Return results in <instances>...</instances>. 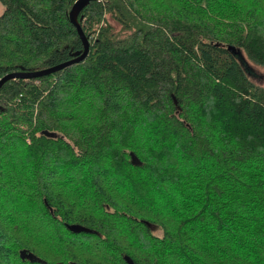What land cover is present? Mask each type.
<instances>
[{
    "label": "trees",
    "instance_id": "trees-1",
    "mask_svg": "<svg viewBox=\"0 0 264 264\" xmlns=\"http://www.w3.org/2000/svg\"><path fill=\"white\" fill-rule=\"evenodd\" d=\"M74 1L0 0V78L82 49ZM78 19L83 60L0 88V264H264V85L228 48L264 66V0Z\"/></svg>",
    "mask_w": 264,
    "mask_h": 264
},
{
    "label": "water",
    "instance_id": "water-1",
    "mask_svg": "<svg viewBox=\"0 0 264 264\" xmlns=\"http://www.w3.org/2000/svg\"><path fill=\"white\" fill-rule=\"evenodd\" d=\"M91 1H94V0H75L68 12L69 21L76 28L78 36L82 42V49L80 51H75L73 53V57L70 60H67L63 63L57 64L55 66H51V67H48L42 70H38L34 72H26V71L21 70L19 72L7 73L3 77L0 78V88L8 80L16 79V78L29 79V78L49 75L57 70L68 67L74 63H77L83 60L89 51V40L87 36L85 35L81 27V24L79 23L78 16H79V13L82 11V9H84ZM228 48L231 49L232 52L238 57V54L240 53L239 49L235 50L232 47H228ZM44 134L50 137L55 136L54 133H50L48 131H44ZM130 158H131L132 163L138 164L139 162L138 158L136 157L134 153L132 152L130 153ZM144 223L148 225L149 227H151L149 222L144 221ZM66 227L72 232H81V231L91 232L90 229L84 226L78 225V224H66ZM20 255L22 258H26L30 262L42 263V261L39 258H37L35 255H33L32 253H26L24 250L21 251ZM123 258L128 264H134L133 261L130 259V257H128L127 255H124Z\"/></svg>",
    "mask_w": 264,
    "mask_h": 264
},
{
    "label": "rangeland",
    "instance_id": "rangeland-1",
    "mask_svg": "<svg viewBox=\"0 0 264 264\" xmlns=\"http://www.w3.org/2000/svg\"><path fill=\"white\" fill-rule=\"evenodd\" d=\"M5 7L0 3V14L4 11ZM98 32V26H96L92 31L90 32L91 34V39L96 38ZM238 59L244 69L246 70L247 74L249 77L252 79L257 84L264 85V66L257 65L250 61L245 54L240 51L238 54ZM27 142H29V139L27 138Z\"/></svg>",
    "mask_w": 264,
    "mask_h": 264
}]
</instances>
